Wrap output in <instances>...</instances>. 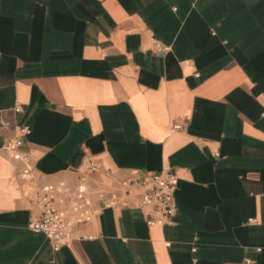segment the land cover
<instances>
[{
	"label": "crops",
	"instance_id": "crops-1",
	"mask_svg": "<svg viewBox=\"0 0 264 264\" xmlns=\"http://www.w3.org/2000/svg\"><path fill=\"white\" fill-rule=\"evenodd\" d=\"M24 127L38 183L171 170L176 213L54 250L3 150ZM0 264H264V0H0Z\"/></svg>",
	"mask_w": 264,
	"mask_h": 264
},
{
	"label": "built area",
	"instance_id": "built-area-1",
	"mask_svg": "<svg viewBox=\"0 0 264 264\" xmlns=\"http://www.w3.org/2000/svg\"><path fill=\"white\" fill-rule=\"evenodd\" d=\"M180 128V123L171 126L173 131ZM28 133L27 127L21 128L17 136L7 139L3 150L21 165V179L34 182L31 198L39 212L29 220L28 228L43 234L54 250L70 245L76 227L90 223L104 208L138 207L146 213L149 225L163 224L176 213L178 177L171 170L148 172L141 179L133 172L131 176L117 179L111 172L101 173L99 164L91 161L73 187L64 180L38 183L29 154L21 150L23 137ZM96 174L102 177L93 178Z\"/></svg>",
	"mask_w": 264,
	"mask_h": 264
}]
</instances>
